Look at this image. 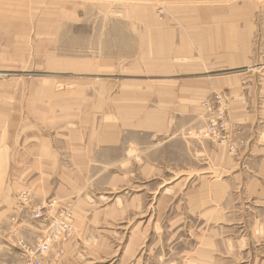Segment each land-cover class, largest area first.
<instances>
[{
	"label": "rangeland",
	"instance_id": "obj_1",
	"mask_svg": "<svg viewBox=\"0 0 264 264\" xmlns=\"http://www.w3.org/2000/svg\"><path fill=\"white\" fill-rule=\"evenodd\" d=\"M242 16L235 69L191 58L188 35L170 59L153 34ZM263 40L264 0H0V264H264V164L229 119L241 97H182L255 77Z\"/></svg>",
	"mask_w": 264,
	"mask_h": 264
},
{
	"label": "crops",
	"instance_id": "obj_2",
	"mask_svg": "<svg viewBox=\"0 0 264 264\" xmlns=\"http://www.w3.org/2000/svg\"><path fill=\"white\" fill-rule=\"evenodd\" d=\"M201 19L205 18L195 15L191 17H182L178 20L182 21L181 23L188 22L193 25L194 22L195 24H203L201 23ZM248 19V16L220 18V20L208 23L205 26L183 28L184 30L179 28L174 30L163 27L155 30L153 34L162 36L163 38L158 39L159 43L164 45L165 41L167 46L170 47V59H173L176 53L177 58L183 57L182 59H185L189 57L188 54H179V48L187 39L185 35H188L191 41L196 39L198 44H201L200 35H202L204 31L207 37L206 43L202 47L198 44L192 46L190 57L195 59V53L196 56L198 55L203 59L212 56L229 57L230 62L228 61V63L230 64H226L225 66L235 69L237 67H243L245 61H247ZM210 36H214V38ZM232 59H234L235 62H240V65L233 66L231 63ZM195 88L190 91L187 97H185L182 92V97L185 98L186 101H190L200 93L207 92L213 88L227 90L231 95L234 94V96L238 95V97H241L240 102L242 103H238L231 99L229 119L232 123L242 128L243 137L247 141L245 147L248 149V155H259V163L264 164V68L258 71L255 77H252V74L247 73L245 70L243 73L232 75L225 74L223 77L213 78L212 80H208L206 84L201 83L195 86ZM168 96L169 101L173 100L172 95ZM156 97L159 98L160 96L156 95ZM182 97L180 95V97L177 98L182 99ZM164 98L165 96L162 98L160 97V99ZM185 100L183 99L182 102L188 105ZM184 104H177L176 106H170V104L166 105V108H170V110L176 109V111H179L178 114L191 113L190 106H184Z\"/></svg>",
	"mask_w": 264,
	"mask_h": 264
},
{
	"label": "bare ground",
	"instance_id": "obj_3",
	"mask_svg": "<svg viewBox=\"0 0 264 264\" xmlns=\"http://www.w3.org/2000/svg\"><path fill=\"white\" fill-rule=\"evenodd\" d=\"M206 130L203 128L199 133H198V137L200 139H204L205 138V135H206ZM57 240V241H60V237H55V238H52V233L49 231L45 237L43 239H40L38 241V244L41 245V244H44L45 247L47 248V250L50 248V246L53 244V242ZM49 251V250H48ZM46 251V252H48Z\"/></svg>",
	"mask_w": 264,
	"mask_h": 264
},
{
	"label": "built area",
	"instance_id": "obj_4",
	"mask_svg": "<svg viewBox=\"0 0 264 264\" xmlns=\"http://www.w3.org/2000/svg\"><path fill=\"white\" fill-rule=\"evenodd\" d=\"M39 215H40V213H36V217H38ZM38 248H39L40 253H44L47 251V248L45 247L44 244L38 245Z\"/></svg>",
	"mask_w": 264,
	"mask_h": 264
}]
</instances>
